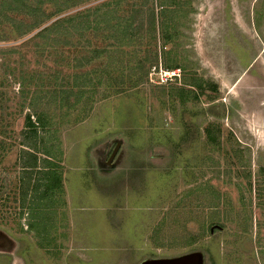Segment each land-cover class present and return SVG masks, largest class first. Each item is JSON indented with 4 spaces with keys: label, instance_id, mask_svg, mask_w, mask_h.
Segmentation results:
<instances>
[{
    "label": "rangeland",
    "instance_id": "374dc122",
    "mask_svg": "<svg viewBox=\"0 0 264 264\" xmlns=\"http://www.w3.org/2000/svg\"><path fill=\"white\" fill-rule=\"evenodd\" d=\"M105 1L26 0L84 18L36 35L54 16L21 33L31 14L0 0V264H264V0H109L102 14ZM27 114L36 156L51 148L70 198L57 186L22 204ZM136 153L162 167L146 166L136 200L92 187L123 192L112 169ZM36 171L31 183L46 181ZM124 197L161 203L156 229L132 226L150 219L124 210ZM146 231L162 258L132 248Z\"/></svg>",
    "mask_w": 264,
    "mask_h": 264
},
{
    "label": "trees",
    "instance_id": "16d2710c",
    "mask_svg": "<svg viewBox=\"0 0 264 264\" xmlns=\"http://www.w3.org/2000/svg\"><path fill=\"white\" fill-rule=\"evenodd\" d=\"M13 2H11V7L13 8H21L23 9L27 14H31V23H28L26 25V27L24 28L25 31L21 32H30L34 29H38L40 26H42L43 24H45L47 21V19L51 18L52 16L53 19L52 21L45 25L42 29H40L36 35H41L44 34V32H48L51 30H55L58 28H61L62 24L64 22H68L71 26H73V28H78V27H84L83 24V19L81 17V12H76L77 14L74 15H69V16H60V15H56V14H60L62 11V8H58L57 10H55L54 12H51L50 14H46V11H43L41 7H39V3H29L26 2V0H12ZM81 1V0H80ZM108 1L103 2L100 6H103L104 10L101 11L102 14H106L108 12H110V9L107 7ZM71 7V5H70ZM69 8V7H68ZM90 9V8H89ZM87 9V10H89ZM98 9H100L98 7ZM99 11V10H98ZM101 12L99 14H101ZM34 14V15H33ZM152 15V14H151ZM81 18V19H80ZM153 18V15L151 16V19ZM151 21V20H150ZM152 24V23H151ZM60 30V29H59ZM70 35V34H69ZM171 69L174 68H179V66L173 65L170 66ZM135 86V85H134ZM42 111H40V114H38L37 118L38 121L40 122L39 124L45 128V125L48 124L47 122V118L46 120L44 118H42ZM39 115L41 117H39ZM25 126L26 129H29L27 132V137H26V141L27 142H21V158H20V167L22 170H24L23 174H27L26 176H22V184H23V189H22V204L24 205V199H26L28 193H30V197L32 200V205L34 203V198H40V197H45L48 194V191H50V188L53 187H57V186H61V176L58 172L57 166H55V163L52 160H49V157H55L53 151L51 150V148L49 147V149H45V153L47 154V158L45 159H40L36 156V154L39 152L38 151V142L41 141V139L39 138V135L36 132V126L35 124L32 122L31 120V116L30 115H26L25 116ZM48 129V127H46ZM209 137L211 138L210 134L208 133ZM52 151V152H51ZM60 155V154H59ZM59 155L57 156L59 158ZM38 164H42L43 168H40V166ZM44 169V170H42ZM262 166H260V171H262ZM37 170L38 171H43V175L44 178L46 179V181L40 182V184H38V181H34L33 183H31V177L32 174L34 173V171ZM39 173V172H38ZM25 179V180H24ZM40 189V190H39ZM39 190L41 191L39 196H36V191ZM44 198V200H45Z\"/></svg>",
    "mask_w": 264,
    "mask_h": 264
},
{
    "label": "crops",
    "instance_id": "0c3cea01",
    "mask_svg": "<svg viewBox=\"0 0 264 264\" xmlns=\"http://www.w3.org/2000/svg\"><path fill=\"white\" fill-rule=\"evenodd\" d=\"M141 146H143V145H141ZM146 147L161 148V145L157 144L156 142H153V145L152 146L148 145ZM110 154H111V152L109 153V156H110ZM136 154H137V156L136 155H133L131 157V158L136 157L135 160L129 161V163L127 165L121 166V168H119L117 170H115V168H114V170L112 169L111 174L116 173L117 175H119V173H122V176H123L122 177L123 180L121 179L122 186L124 187V189L127 186V188L123 192H121V190L119 188L113 189L114 186L113 185H110V184H107V183H104V185H100V187L95 186V183H92V187H97L98 188V191L97 192H102L104 194H108L109 193L110 195H112L113 198L115 196H119V194H124V192L127 193V191H129V192L130 191H136L135 193H133L131 195L132 199L133 200H136L137 199V196L140 194V192L138 190V186H139V184H141L140 181L142 182V180L145 178V169H146V166L147 165H150L151 166L150 167L151 169H155V168L162 169L161 162H159L157 165H153V164H151V162H149V159H148V157L146 155H142V156H144L147 159V162L146 163H141L139 161V158H141L142 156L139 153H136ZM115 155L113 156L112 160L115 159ZM109 156L107 157V159L109 158ZM59 160H60V157L58 158L57 161L58 162H61ZM65 167H66V164H65ZM85 167L86 168H90V166H85ZM58 172H59V174L61 176V186H64L63 187V191L66 190L65 197L66 198H70L71 195H70L69 190L66 187V182H65L66 175L64 174L63 167H60V168L58 167ZM109 183H111V181H109ZM55 194L57 195V192ZM114 199H116V198H114ZM126 200H128V201H126ZM129 200H130V197H128V199L126 197H124L122 203H121V200H118V201L124 206V210H126V211L133 210L135 212L137 211V213L139 211H147L145 217L148 218V219H150V220H148L146 222L145 219L140 218V217H136V221L134 223H132V226L142 225L144 228H146V230L148 229L149 231L151 229H153V230L156 229V222H157L158 217H159V216H157L156 213L161 212L163 205L160 203V206H155V205L145 206L143 204L142 205H139L138 202H135V201L132 200L133 202L136 203V205H135L133 202L131 204H129V202H130ZM116 203L117 202L114 201V202L108 204V206L114 208V206L116 205ZM71 209H72V207L69 208V210L67 211V213ZM139 215H140V213H139ZM105 223L106 222H100L101 227H106ZM110 223H115V226L117 227L115 229H117V230H118V227H121L120 225H118V223L116 224V221L115 222L114 221H111ZM69 229H70V227L68 226L67 231H69ZM128 229H131V225L129 226ZM149 231H146L147 233H145V236L143 237V241L144 242L142 244V247L140 245H139V247H132V246L131 247L132 248H137V250L139 251L140 255L142 254V256L139 259H142V258H145V259L148 258L149 259V258H155V257L162 258L163 255H160V253L162 252V246L155 245V243L151 247L150 246L146 247L144 245L145 242L150 241V237L148 235V232ZM68 233H69V240L75 242L73 236H71L70 231ZM87 233L88 232L86 230H81L80 231V234H79V239L78 240H83V241H80L78 243L81 245L80 247L83 250H84V248H88V241L92 243V240L87 237ZM120 233H121V235H123L124 231L122 230ZM90 234H91V232H90ZM129 235L133 236V238H134L135 232L133 230H129ZM76 236H77V233L75 232L74 237H76ZM125 243H127V242H125ZM131 247L128 246L126 248V250L127 249H130ZM91 249H95V250L103 249V250H106L108 248H103V247H100L98 245H94V246L91 247ZM86 252H87V250L84 251V253H82V254H84V256L85 257H88L89 259L92 258V260H93L94 259V255L96 253L95 254L94 253H91V254L88 255V253H86ZM91 264H93V263L91 262Z\"/></svg>",
    "mask_w": 264,
    "mask_h": 264
},
{
    "label": "water",
    "instance_id": "95a60500",
    "mask_svg": "<svg viewBox=\"0 0 264 264\" xmlns=\"http://www.w3.org/2000/svg\"><path fill=\"white\" fill-rule=\"evenodd\" d=\"M117 148H118V146H115L114 149L112 150V152H111V154H110V156L108 158L110 161L112 160L113 156L115 155Z\"/></svg>",
    "mask_w": 264,
    "mask_h": 264
},
{
    "label": "built area",
    "instance_id": "2783aa9c",
    "mask_svg": "<svg viewBox=\"0 0 264 264\" xmlns=\"http://www.w3.org/2000/svg\"><path fill=\"white\" fill-rule=\"evenodd\" d=\"M174 75H175V73H174ZM165 76V75H164ZM168 76V75H167Z\"/></svg>",
    "mask_w": 264,
    "mask_h": 264
},
{
    "label": "flooded vegetation",
    "instance_id": "af4514ba",
    "mask_svg": "<svg viewBox=\"0 0 264 264\" xmlns=\"http://www.w3.org/2000/svg\"><path fill=\"white\" fill-rule=\"evenodd\" d=\"M114 149V148H113Z\"/></svg>",
    "mask_w": 264,
    "mask_h": 264
}]
</instances>
